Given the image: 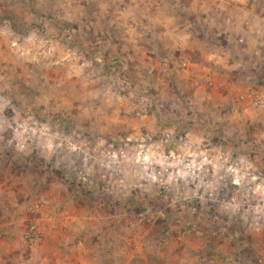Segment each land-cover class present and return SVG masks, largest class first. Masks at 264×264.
<instances>
[{
	"label": "rangeland",
	"instance_id": "1",
	"mask_svg": "<svg viewBox=\"0 0 264 264\" xmlns=\"http://www.w3.org/2000/svg\"><path fill=\"white\" fill-rule=\"evenodd\" d=\"M244 93L264 0H0V264H264Z\"/></svg>",
	"mask_w": 264,
	"mask_h": 264
},
{
	"label": "built area",
	"instance_id": "2",
	"mask_svg": "<svg viewBox=\"0 0 264 264\" xmlns=\"http://www.w3.org/2000/svg\"><path fill=\"white\" fill-rule=\"evenodd\" d=\"M215 70V69H213ZM214 74L215 72H211ZM209 79V77H208ZM208 84L216 88L217 86H221L222 82H216L213 79H209ZM237 100L239 103L243 104L241 107V112L246 114L249 110L247 107V103L250 104L252 108H258L260 106H264V96H257L250 93H244L237 96ZM43 205L40 201H34L29 203L25 211L29 216L28 220L25 223V227L21 233V241L29 248L32 249L36 246L38 240V230H37V216L42 212Z\"/></svg>",
	"mask_w": 264,
	"mask_h": 264
},
{
	"label": "crops",
	"instance_id": "3",
	"mask_svg": "<svg viewBox=\"0 0 264 264\" xmlns=\"http://www.w3.org/2000/svg\"><path fill=\"white\" fill-rule=\"evenodd\" d=\"M39 264H43L42 261H40Z\"/></svg>",
	"mask_w": 264,
	"mask_h": 264
}]
</instances>
